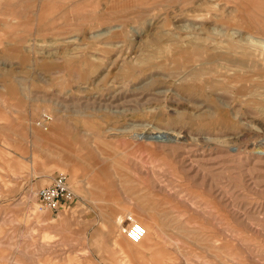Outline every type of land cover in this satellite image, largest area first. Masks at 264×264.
Masks as SVG:
<instances>
[{"label":"rangeland","instance_id":"rangeland-1","mask_svg":"<svg viewBox=\"0 0 264 264\" xmlns=\"http://www.w3.org/2000/svg\"><path fill=\"white\" fill-rule=\"evenodd\" d=\"M0 264H264V0H0Z\"/></svg>","mask_w":264,"mask_h":264},{"label":"built area","instance_id":"built-area-1","mask_svg":"<svg viewBox=\"0 0 264 264\" xmlns=\"http://www.w3.org/2000/svg\"><path fill=\"white\" fill-rule=\"evenodd\" d=\"M38 196L46 208L55 211L65 208L75 199L68 176L63 172L56 174L50 184L40 188ZM123 231L131 242L138 243L144 238L146 227L140 221L129 216Z\"/></svg>","mask_w":264,"mask_h":264},{"label":"bare ground","instance_id":"bare-ground-1","mask_svg":"<svg viewBox=\"0 0 264 264\" xmlns=\"http://www.w3.org/2000/svg\"><path fill=\"white\" fill-rule=\"evenodd\" d=\"M143 136V135H142ZM150 137H154V138H157V139H161V140H167V139H173L172 135H170L168 132H165V131H159V133L157 134H154V135H151ZM129 217V216H128ZM132 217V216H131ZM133 218V217H132ZM134 219V218H133ZM136 220V219H134ZM124 230V229H123ZM146 233H147V230H146ZM146 236V234H145ZM144 236V237H145ZM143 240V239H142Z\"/></svg>","mask_w":264,"mask_h":264},{"label":"crops","instance_id":"crops-1","mask_svg":"<svg viewBox=\"0 0 264 264\" xmlns=\"http://www.w3.org/2000/svg\"><path fill=\"white\" fill-rule=\"evenodd\" d=\"M4 80H6V81H8V79H6V78H3ZM9 85H10V83H9Z\"/></svg>","mask_w":264,"mask_h":264}]
</instances>
